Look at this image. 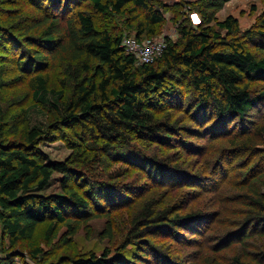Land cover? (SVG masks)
<instances>
[{"label": "trees", "instance_id": "trees-1", "mask_svg": "<svg viewBox=\"0 0 264 264\" xmlns=\"http://www.w3.org/2000/svg\"><path fill=\"white\" fill-rule=\"evenodd\" d=\"M228 1L199 0L195 10L199 23L193 25L190 20H185L187 24L180 23L179 42L167 40L162 54L154 61L136 65L134 55L121 45L122 33L100 28L98 15L108 9L136 15L137 9H142L144 16L136 23L137 33L133 36L154 37L164 19V10L152 1L27 0V15L18 16L20 37L17 35V39L8 30L4 40L19 45L22 55L17 64L21 71L29 73L25 80L28 89L11 96L7 104L2 102L0 93V230L11 247L19 240L30 239L36 225L46 220H51L44 234L46 239L56 221L66 222L73 233L75 229L70 221L78 223L92 211L91 204L98 205L106 189L93 176H88L94 167L82 157H87L91 150L89 140L102 154L120 153L115 150L117 145L143 134L153 142L167 144L174 130L181 126L180 120L170 113L156 112L150 106L155 96L168 94L179 84L184 88L189 85L192 90L187 105L191 110L190 119L203 117L204 128L196 134L198 139L203 135L206 140L224 137L236 125L237 130L229 139L234 147L251 152L255 145L264 144V124L251 130L244 125L250 111L264 96V89L257 91L251 87L253 81L264 80V12L257 21L258 28H249L240 37L226 39L218 31L210 30L209 24ZM84 3L90 6L89 11L80 8ZM182 6L193 9L191 2ZM216 23L226 33L237 28V20L231 15ZM31 30L35 32L33 35H29ZM243 39L263 54L257 56L247 50ZM215 44L225 48L217 49ZM47 54L59 68L56 76L49 74L51 70H43ZM6 73V67L0 65V91L10 83ZM175 82L179 83L174 85ZM28 92L32 93V102L25 104ZM32 110L43 113V121L31 123ZM206 119L211 120L208 126L210 121ZM63 129L73 132L80 142L71 146V154L64 160L48 162L39 143L42 139L57 138ZM154 165L149 161L134 163L136 168L149 166L151 171ZM174 171L183 174L175 166ZM54 172L61 174L62 191L37 193L49 184ZM155 176L156 172L148 175ZM168 178L174 186L176 181ZM159 183L167 185L164 180ZM259 184V188L254 183L245 186L248 193L243 198L248 209L237 223L240 225L238 243L252 238L256 232L264 236L249 229V226L257 229L264 224V191L261 190L264 181ZM152 202H145L134 214L126 233L123 248L131 242L140 244L139 252L132 255L133 261H142L139 253L146 249L144 238L157 236L165 228L178 229L182 222L193 223L199 218L196 213L172 214L167 206L156 208ZM65 205L75 212V219L68 218L67 209L62 210ZM39 252L35 248L30 253L38 262ZM108 254L105 251L100 257L90 254L70 261L71 264H125L128 261L124 256L118 259ZM15 256L23 257L16 251L7 252L0 264H22L15 262ZM250 257H235L231 264H264V254ZM166 259L161 257L164 264L173 261L165 262Z\"/></svg>", "mask_w": 264, "mask_h": 264}, {"label": "rangeland", "instance_id": "rangeland-1", "mask_svg": "<svg viewBox=\"0 0 264 264\" xmlns=\"http://www.w3.org/2000/svg\"><path fill=\"white\" fill-rule=\"evenodd\" d=\"M150 1L164 10L159 32L150 38L162 40L165 44L167 40L179 42L180 23L187 24L185 20H190L193 25L199 23V16L195 12L199 0ZM188 2L193 4L192 10L182 6ZM27 6V0H0V65L6 67L5 76L10 80L8 86L0 91L3 103L11 96L24 93L28 89L25 80L29 73L21 71L17 64L22 55L19 45H12L4 40L8 30L12 31L16 38L20 37L18 34L21 31V23L18 16L27 15ZM80 8L84 11L90 10L87 3L81 4ZM263 12L264 0H229L215 13V19L209 27L226 39L240 37L249 28L259 27L257 21ZM228 15L237 20V28L226 33L216 22L224 20ZM98 16L97 25L100 28L114 34L122 33V36H133L137 33L136 23L143 18L144 12L137 9L135 15L108 9ZM34 33L31 30L29 35ZM243 42L246 49L257 56L263 54L246 39H243ZM215 46L217 49L225 48L218 44ZM50 57L51 55L47 54L43 70H51L49 74L53 77L59 68L53 65L55 60ZM139 64L136 61V65ZM177 79L182 80L180 77ZM178 83L175 82L174 85ZM251 87L257 91L264 89V80L253 81ZM190 88L189 85L184 88L179 84L174 91L155 96L150 106L156 112L170 113L173 118L180 120L181 126L174 130L167 144L153 142L148 135L143 134L141 137L133 136L129 143L121 142L117 145L115 150H120V153L113 151L102 154L89 140L88 149L91 150L87 152V157H82L85 158V163L91 162L94 167L88 176H93L106 189V194L100 197L98 205L91 204L92 211L78 223L70 221V225L75 229L73 233H70L66 222L56 221L52 222L49 239H46L44 234L51 222L46 220L36 225L30 239L19 240L11 247L0 230V262L4 261L7 252L12 251L23 255L14 258L16 263L22 264H71L70 260L75 258H86L90 254L100 257L105 251L118 259L124 256L128 260L125 264H164L161 257H167L165 262L173 260V263L169 261L167 264H231L235 257L264 254V236L256 232L252 238L238 243L237 231L240 226L237 223L241 222L248 209L243 198L248 193L245 186L254 183L259 188L260 181H264V144L255 145L251 152L234 147L229 143V139L237 130L236 125L228 129L224 137L206 140L207 137L202 138L203 135L198 139L196 134L204 128L203 117L201 115L193 121L188 116L191 110L187 105L192 98ZM31 98L32 93L28 92L23 103L32 102ZM42 114L39 110H32L30 122L43 121ZM199 119L201 123H198ZM208 121L210 122L207 126L211 124V120ZM260 124H264V96L257 107L250 111L247 121H244L249 130ZM221 130L220 128L218 131ZM79 142L73 132L63 129L55 139H42L39 148L48 156V162H53L64 160L71 154V146H77ZM198 145L201 147L197 148ZM121 147L124 148L121 150ZM226 155L229 157L226 158ZM143 161L155 164L153 170L151 171L149 166L145 169L134 166V163ZM222 161L223 165L220 166ZM174 166L182 170L183 174L175 173ZM151 172H156L155 178L148 177ZM168 177L176 181L174 186L169 184L173 180ZM60 178L61 174L54 172L49 184L37 193H60ZM161 180L167 185L159 183ZM73 186L82 193L81 188L74 184ZM261 190L264 191V187H261ZM147 201H153L156 208L167 206L172 214L196 213L199 218L193 223L182 222L178 229L165 228L160 230L157 236L144 238L143 247L146 249L143 248V252L139 253L142 261H133L132 255L139 252V242H131L124 248L122 246L126 242V233L131 227L132 217ZM61 208L67 209L65 213L68 218L75 219V212L71 208L67 205ZM257 227L254 229L249 226V229L264 233V224ZM35 248L40 250L38 256L41 263L30 254Z\"/></svg>", "mask_w": 264, "mask_h": 264}, {"label": "built area", "instance_id": "built-area-1", "mask_svg": "<svg viewBox=\"0 0 264 264\" xmlns=\"http://www.w3.org/2000/svg\"><path fill=\"white\" fill-rule=\"evenodd\" d=\"M121 45L127 53L134 55L138 63H151L160 56L166 44L159 39L142 38L137 39L135 36H123Z\"/></svg>", "mask_w": 264, "mask_h": 264}]
</instances>
